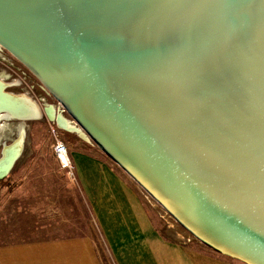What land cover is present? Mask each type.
Masks as SVG:
<instances>
[{"label": "water", "instance_id": "95a60500", "mask_svg": "<svg viewBox=\"0 0 264 264\" xmlns=\"http://www.w3.org/2000/svg\"><path fill=\"white\" fill-rule=\"evenodd\" d=\"M0 44L63 106L49 120L205 245L264 264V0H0Z\"/></svg>", "mask_w": 264, "mask_h": 264}, {"label": "rangeland", "instance_id": "374dc122", "mask_svg": "<svg viewBox=\"0 0 264 264\" xmlns=\"http://www.w3.org/2000/svg\"><path fill=\"white\" fill-rule=\"evenodd\" d=\"M6 56L10 67L19 72L24 80L16 83L17 76L10 70L7 90L17 94L28 93L38 99L36 101L44 115L40 119L25 121L10 118L7 123H2L6 126L4 130L0 129V157L3 143L11 144L20 134L18 129L21 127L25 129V142L22 154L7 176L14 188L0 190V244L93 230L99 232L79 184L70 183L56 169L46 147L49 140L48 118H55L63 106L19 59L11 52ZM62 113L65 118L74 121L67 111ZM60 130L71 154L75 150L103 153L93 141H86L77 132ZM109 160L137 185L143 204L161 232L180 242H201L125 170Z\"/></svg>", "mask_w": 264, "mask_h": 264}, {"label": "crops", "instance_id": "0c3cea01", "mask_svg": "<svg viewBox=\"0 0 264 264\" xmlns=\"http://www.w3.org/2000/svg\"><path fill=\"white\" fill-rule=\"evenodd\" d=\"M71 156L99 232L0 244V264H245L201 242L166 236L137 185L104 153L75 150Z\"/></svg>", "mask_w": 264, "mask_h": 264}, {"label": "bare ground", "instance_id": "6f19581e", "mask_svg": "<svg viewBox=\"0 0 264 264\" xmlns=\"http://www.w3.org/2000/svg\"><path fill=\"white\" fill-rule=\"evenodd\" d=\"M0 101L4 102V104H6V102L8 104L9 103L13 104L17 108L16 111L10 109H5L0 111V120L1 118H5V119L17 118L22 121H25V120L40 119L44 115L43 109L35 99L31 98L28 95L15 94L13 92L4 94L1 83H0ZM46 111H49V109H46ZM1 126L2 125H0V127ZM74 126L75 129L77 130V133L83 139L89 141L90 143L92 142L88 137V135L85 133V131L79 125H74ZM19 132H20L19 136L16 139H14L11 144L3 143L4 145V148L2 149L3 155L0 158L2 164L5 163L7 160H9L12 156L18 155V153L21 151V144L25 136V129L21 127Z\"/></svg>", "mask_w": 264, "mask_h": 264}, {"label": "built area", "instance_id": "2783aa9c", "mask_svg": "<svg viewBox=\"0 0 264 264\" xmlns=\"http://www.w3.org/2000/svg\"><path fill=\"white\" fill-rule=\"evenodd\" d=\"M49 140L46 145L52 162L56 169L62 173L70 183H78L76 166L72 159L68 145L62 137L61 130L57 123L48 120Z\"/></svg>", "mask_w": 264, "mask_h": 264}, {"label": "flooded vegetation", "instance_id": "af4514ba", "mask_svg": "<svg viewBox=\"0 0 264 264\" xmlns=\"http://www.w3.org/2000/svg\"><path fill=\"white\" fill-rule=\"evenodd\" d=\"M9 53V51L3 47L1 44H0V83L2 84V87H3V91H8V87H9V71L12 70L13 73L16 74V78H15V81L16 83L20 84L22 83L23 80V77L21 76V74L19 72H17L14 68L10 67L9 65V62H8V57L6 56L7 54ZM14 93V92H13ZM17 94V93H15ZM20 95H28L27 93H20ZM34 99V98H33ZM8 119H5V118H1L0 120V123L2 125V123H7ZM6 126V125H5ZM4 125H2L0 127V129H3L4 130ZM20 131V129H18ZM20 133V132H19ZM19 136V134H18ZM2 139V137L0 138V140ZM25 142V140H24ZM1 155H2V152H1ZM7 177L3 178L0 182V185L2 184V182L6 179Z\"/></svg>", "mask_w": 264, "mask_h": 264}, {"label": "trees", "instance_id": "16d2710c", "mask_svg": "<svg viewBox=\"0 0 264 264\" xmlns=\"http://www.w3.org/2000/svg\"><path fill=\"white\" fill-rule=\"evenodd\" d=\"M8 189V191L12 190L14 188V186H12V181L10 180V177H8L7 179H5L2 184L0 185V190L2 189Z\"/></svg>", "mask_w": 264, "mask_h": 264}]
</instances>
